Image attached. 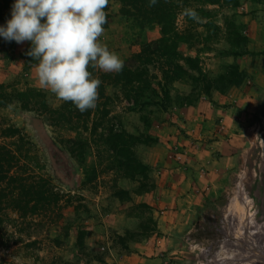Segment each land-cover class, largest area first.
I'll return each mask as SVG.
<instances>
[{"label":"rangeland","instance_id":"1","mask_svg":"<svg viewBox=\"0 0 264 264\" xmlns=\"http://www.w3.org/2000/svg\"><path fill=\"white\" fill-rule=\"evenodd\" d=\"M232 1L202 4V15L196 11L201 3H190L198 21L188 18L184 10L178 14L175 31L182 40L171 39L177 40L180 60L162 50L152 55L159 41L157 25L139 31L124 21L109 24L101 42L140 77L122 87L103 80L105 72L92 70L102 81L99 100L94 110L83 113L40 87L36 67L27 69L22 58L30 42L18 44L0 37V93L10 100L0 108V131L11 126L20 130L21 138L20 142L0 138V143L14 140L27 152L23 162L28 172L47 179L63 195L59 208L41 216L1 215L0 264H123L121 257L130 253L128 243L122 241L126 232L143 234L146 230L142 239L157 231L156 214L133 195L139 183L149 191L153 177L149 168L131 180L110 166V159L116 158L111 154V136L121 131L132 135L136 153L151 145L156 125L168 122L164 113L174 106L210 99L212 92H218L211 88L215 80L230 66L244 72L243 83L250 81L247 96L252 102L249 111L240 104L237 116L244 136L241 142L236 137L230 140L234 165L227 187L204 200L206 207L203 201L177 210V218L169 221L172 228H181L180 233L171 228L165 235V247L160 245L161 256L151 262L153 257L143 255V264H264V0H238L237 6ZM118 9L117 4L110 7L113 14ZM236 33L246 38L242 44L245 58L231 53ZM187 57L198 58L197 70L186 64ZM179 68L184 75L173 81ZM231 87L220 93L228 95ZM29 90L42 95L44 106L29 99L24 109L16 101V92ZM43 109H64V116L72 120L63 123ZM68 140L83 143L71 150ZM238 146H242L239 151ZM122 229L124 235L119 234ZM111 248L117 263L106 259Z\"/></svg>","mask_w":264,"mask_h":264},{"label":"crops","instance_id":"2","mask_svg":"<svg viewBox=\"0 0 264 264\" xmlns=\"http://www.w3.org/2000/svg\"><path fill=\"white\" fill-rule=\"evenodd\" d=\"M243 82L238 87H231L228 95L215 91L210 99H198L188 106H174L164 113L168 122L156 125L155 141L137 151L138 157L151 170L154 187L133 195L136 202L148 205L156 214L157 231L140 241L127 242L130 253L124 254L120 262L143 264L146 260L143 255L153 257L150 261L154 262L162 254L160 245L165 247V235L172 228L169 220L177 218V210L198 205L227 187L234 165L230 140L244 136L239 131L237 116L240 104L249 111L252 102L250 94L247 96L250 81ZM172 229L177 234L181 231L176 225ZM122 231L119 234L124 235L125 230ZM108 251L106 259L117 263L119 260L112 258L116 252L114 248Z\"/></svg>","mask_w":264,"mask_h":264},{"label":"trees","instance_id":"3","mask_svg":"<svg viewBox=\"0 0 264 264\" xmlns=\"http://www.w3.org/2000/svg\"><path fill=\"white\" fill-rule=\"evenodd\" d=\"M193 2H197L198 4L201 3V5L196 8V11L202 15L204 13L201 7L202 4L218 5L226 2V0H157L156 5L153 7H149V0H109V5L105 9L107 13V23L104 27L107 28L109 24L115 20L128 22L139 31L149 28L152 25H157L159 28V41L158 46L153 48L152 55H157L162 50L163 54L180 60L183 56L177 54L175 45L176 41H181L182 38L177 36L175 31V19L179 13L185 10V8H190V3ZM238 3V0L232 1V4L235 6H237ZM112 4H117L119 6L116 14H113L110 11ZM12 5L13 0H0V26H6V22L11 19ZM235 35H237L236 37L238 38L236 39V43H230L232 49L231 53L233 55L244 56L245 52L242 50V44L246 42V38L238 33ZM171 37H175L177 40L175 39L174 41ZM2 40H4V38H2ZM233 50L240 51L236 53L233 52ZM22 58L27 69L36 67L38 63L25 53ZM137 58H139V55H137ZM186 59V64L192 67V70H197L198 58L187 57ZM146 62V64H148L149 60L146 59ZM183 70L184 69L181 70L179 68L178 71L174 72L172 77L173 81L180 79L184 75ZM135 73L136 72L133 70L132 66L124 65L122 72L118 74L105 73L106 77L103 78V80L109 81L112 84L121 85L122 87H127L131 85V83L138 81L137 78L140 77V75H136ZM244 80V72L239 71L236 67L230 66L222 76H219V80H215L214 85L211 88L218 90L220 93L222 88L225 89L231 86L238 87ZM130 92H133V90L131 89ZM4 95L7 96L6 94ZM4 95H1L0 93V108L9 105L10 100H5L6 98ZM15 95L16 101L22 103L24 109L29 107V104L27 103L29 99L31 102L34 100V102H32L34 105H39L41 103V105L44 106L42 103V95L38 92L29 90L24 93L16 92ZM101 95L104 97L103 90H101ZM43 111L53 117L56 116L63 123L72 120V118L68 117L66 114L64 116V109H43ZM89 114L90 112H87L88 117ZM51 119L48 121H51ZM0 138L3 140L16 138V141L20 142V130L8 126L0 131ZM134 140L135 139L132 135L122 131L119 134L112 135L110 139L112 143H110V146L112 147L111 154L116 156V158L112 160L110 159V166L115 165V168L120 169L119 172L122 173V177L131 180L136 178V173L139 171L145 172L149 169V167L140 160L135 150H133ZM13 141L11 144L4 142L0 143V217L1 215L6 216L7 213H12L17 215L18 219H31L32 217L53 212L54 208H59L63 195L57 192L47 179L28 172L29 169L23 162V160H26L27 158V152L26 150L22 151L20 146L16 145V142L14 143ZM238 141L241 142V139H238ZM68 142L71 144V150H73V147L81 148V143H83L81 140H68ZM241 148L242 146H238L237 151ZM153 187L154 184L148 186V190L150 191ZM145 192H148L145 185L139 183L138 193L136 195ZM119 193L121 194L120 191L118 194ZM203 205V207H206L208 204L204 201ZM1 225L2 221L0 220V229ZM145 233L146 230L143 231V234L126 232L124 235L125 238H122V241H125L126 243L129 241H138L142 236L146 235Z\"/></svg>","mask_w":264,"mask_h":264},{"label":"clouds","instance_id":"4","mask_svg":"<svg viewBox=\"0 0 264 264\" xmlns=\"http://www.w3.org/2000/svg\"><path fill=\"white\" fill-rule=\"evenodd\" d=\"M157 0H149V7ZM109 0H15L11 19L0 26V37L18 44L30 42L25 53L37 61L38 83L81 113L94 110L102 81L92 70L120 73L124 61L101 42ZM184 14L194 20L192 8Z\"/></svg>","mask_w":264,"mask_h":264}]
</instances>
